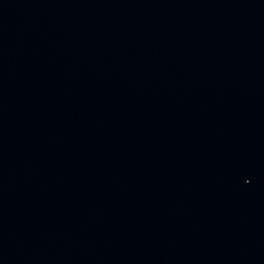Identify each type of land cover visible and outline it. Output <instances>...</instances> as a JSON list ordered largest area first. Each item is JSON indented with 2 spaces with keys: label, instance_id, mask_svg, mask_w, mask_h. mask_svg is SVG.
<instances>
[{
  "label": "water",
  "instance_id": "1",
  "mask_svg": "<svg viewBox=\"0 0 264 264\" xmlns=\"http://www.w3.org/2000/svg\"><path fill=\"white\" fill-rule=\"evenodd\" d=\"M264 125V0H0V143Z\"/></svg>",
  "mask_w": 264,
  "mask_h": 264
}]
</instances>
